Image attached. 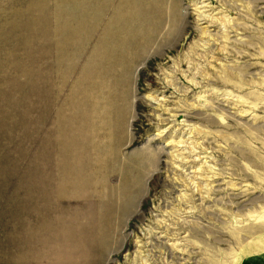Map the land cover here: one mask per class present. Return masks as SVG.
<instances>
[{
	"label": "rangeland",
	"instance_id": "rangeland-1",
	"mask_svg": "<svg viewBox=\"0 0 264 264\" xmlns=\"http://www.w3.org/2000/svg\"><path fill=\"white\" fill-rule=\"evenodd\" d=\"M259 250L264 0H0V264Z\"/></svg>",
	"mask_w": 264,
	"mask_h": 264
},
{
	"label": "crops",
	"instance_id": "crops-1",
	"mask_svg": "<svg viewBox=\"0 0 264 264\" xmlns=\"http://www.w3.org/2000/svg\"><path fill=\"white\" fill-rule=\"evenodd\" d=\"M238 264H264V250H259L244 256Z\"/></svg>",
	"mask_w": 264,
	"mask_h": 264
},
{
	"label": "bare ground",
	"instance_id": "bare-ground-1",
	"mask_svg": "<svg viewBox=\"0 0 264 264\" xmlns=\"http://www.w3.org/2000/svg\"><path fill=\"white\" fill-rule=\"evenodd\" d=\"M173 22V21H172ZM154 152V151H153Z\"/></svg>",
	"mask_w": 264,
	"mask_h": 264
}]
</instances>
